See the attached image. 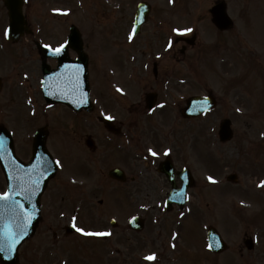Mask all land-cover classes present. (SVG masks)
I'll return each mask as SVG.
<instances>
[{
	"label": "rangeland",
	"instance_id": "rangeland-1",
	"mask_svg": "<svg viewBox=\"0 0 264 264\" xmlns=\"http://www.w3.org/2000/svg\"><path fill=\"white\" fill-rule=\"evenodd\" d=\"M151 1L156 8L164 9L165 12L170 7L167 0ZM215 1L184 0L185 5L179 9L178 14H174L176 19L173 23L184 33V29H191L192 32L194 27L198 31L196 24H199V19H206L204 16L200 18L198 12L208 14V8ZM227 1L228 10L236 19L234 31L219 34L212 30L213 28L209 30L208 27H200V43L188 51L185 61L178 62L176 67L172 68L173 71L179 69L177 71L183 77L187 76V82L183 85H178L177 80L173 81L175 86L182 90L178 93L179 97L175 98L213 90L218 99V107L211 113L186 123L171 110L166 112L168 118L164 117V113H154L157 117L152 119L155 122L166 119V128L162 129L164 132L174 128L173 135L178 140H183V153L200 178L198 188L191 192L188 207L184 211L176 209L171 214L165 210L163 198L166 194L165 187L162 186L165 182L162 178H159L150 190L144 181L148 179L150 182L146 183L153 184L154 178L147 176L141 177L138 183L131 185L108 181L105 171L110 164L112 166V163L117 161L118 156L114 155L111 159L104 157L105 148L102 145L106 143V139L101 140V135L95 137L100 148L94 152L89 150L84 144L83 134L90 131L94 133L92 127L95 125L91 128L85 125L77 138L75 137L74 143L87 161L84 171L91 175L88 184L67 190L62 184L67 178L63 169L58 179L52 183L47 194L49 199L45 196L48 202L45 201L43 219L38 225L37 235L21 247L17 264H264V186H260V182L264 181V0H252L249 4H245L243 0ZM35 2L41 7V11L37 12L33 19L47 20V29L56 19H50L48 16L50 8L65 7L69 4V7H74L81 3L77 0ZM127 2L129 3L123 5L121 14L117 15L121 20L119 24L122 35H126V28L130 25L125 18L130 17L132 4L131 0ZM245 5L250 6L248 15L245 13ZM79 9L80 7H75L76 12L73 13L72 20L80 24ZM3 16L5 17L4 10L0 7L2 23L5 21ZM57 21L62 27L65 26L66 22L63 20ZM165 21L169 22L166 16ZM240 27L242 29L238 31ZM87 28L90 31L89 48L94 59L91 62L90 79L95 90V103L98 106H111L110 111L125 120L128 118L127 112L120 106L128 105L129 100H122L117 93L109 96L107 79L129 76V67L125 68V72L122 70L120 74L110 76L111 70L115 69L117 72L114 63L119 60V49L111 37L113 34L107 37L105 33L93 31L91 21ZM197 41L199 42L198 39ZM210 42L212 44L206 46ZM215 43L221 45L217 52V49L212 48ZM209 48V51L202 54ZM30 51L34 54H30L25 47L12 45L0 34V76L9 81L6 84L9 90L0 94V122L8 125L12 120L18 122L19 114L21 118H32L33 110L38 111L37 116H42V95L39 107L32 104L39 101L38 95L41 94L42 77L38 76L37 71L39 57L35 55V50ZM172 60L170 53L163 64L171 65ZM21 71H29L31 82L18 77L23 76ZM116 99L119 102L116 103ZM52 112L49 111L50 115ZM54 112L58 114L63 128L67 123L66 108L60 106ZM68 116L69 120H73L71 113ZM224 117L232 119L235 131L234 139L227 143H221L217 135L219 122ZM140 120H146L145 116H140ZM18 129L15 128L17 137ZM58 132L59 128L52 130L51 145L53 139L59 140ZM64 142L66 144V141ZM54 149L65 159L67 170L78 171L75 165L76 155L58 145ZM100 170L104 172L103 184H99ZM134 171H137V166ZM231 172L239 174L238 183L226 180V176ZM144 174L149 175L147 172ZM209 176L213 177L214 181L209 180ZM157 186L159 190L155 191ZM3 188L4 182L0 172V189ZM61 188L62 191H59ZM101 198L104 201L102 204L99 203ZM134 213L147 218L146 227L141 233L127 229L126 219ZM77 216L76 220L80 223L75 221L77 227L90 232L111 230L114 234L104 240L96 235H84L79 232L66 235L65 225L73 224V217ZM111 217L118 222L116 229L109 224ZM210 225L216 226L229 244L228 249L221 254L215 255L206 250V231ZM190 227L192 243H189L183 234ZM251 237L255 247L248 250L244 240ZM187 246L190 247L187 251L195 252L196 257L190 253L189 258L181 256L183 247ZM153 253L155 259H146Z\"/></svg>",
	"mask_w": 264,
	"mask_h": 264
},
{
	"label": "water",
	"instance_id": "water-1",
	"mask_svg": "<svg viewBox=\"0 0 264 264\" xmlns=\"http://www.w3.org/2000/svg\"><path fill=\"white\" fill-rule=\"evenodd\" d=\"M219 13L218 16L221 15V20L219 19L218 23L220 26H226L229 25L228 18H225V15L221 8L218 9ZM11 17L13 21V25H19L20 21V14H17V12L12 9L11 10ZM217 21V20H216ZM62 65L61 69L58 71V75L48 71L47 73V87H46V95L49 100L51 101H57V100H63L68 101L71 104H81V99H85L83 103H87V93L85 92V95L81 99H71L75 92L71 90V86L66 82V77L71 74L73 77L77 76L80 77L81 68L78 65V63L73 64L72 66L67 63V61L63 58L62 59ZM69 66V67H65ZM78 70V71H77ZM47 71V70H46ZM64 74V76H62ZM55 76H62V81H60ZM87 75L85 74V77ZM59 80V81H58ZM53 83H56V88H53ZM87 89V88H86ZM194 102L185 110V113L189 116L191 115H197L205 112L208 109H211L215 101L214 99L210 98H201L196 99L193 98ZM191 103V100L189 104ZM89 105V103H87ZM230 120L226 119L222 125H221V136L223 139L230 138L232 136V131L229 127ZM44 145V144H42ZM39 147V146H38ZM41 148V145H40ZM7 154V155H6ZM13 145L11 141H8V148L3 150V155L0 156V161L3 163V167L6 171L8 181H9V190L15 189L17 192H19L22 188V171L21 168L24 169V166L20 165L17 160L15 159L13 155ZM8 159V160H7ZM51 160L48 159V157L43 153V149L38 150L36 153V158L33 160L31 164V168H34V178H29L25 184L24 187H26L29 183L32 181H38V184L35 185V193L32 195L30 200H25L24 197L17 195L16 201L17 205L20 203H27V205H23L25 209H27L28 213L31 214V222L27 226V232L26 235L23 236V239L31 235L35 227L38 223L39 219V197L43 191L45 182L47 181L46 175L48 170L50 171L49 175H53L55 173V167L53 166V163L50 162ZM54 167V168H53ZM52 169V170H51ZM54 169V170H53ZM26 170V169H25ZM19 214V209H13L12 206H10L6 201L0 200V228H3L5 225L8 227H13L14 223L17 220V215ZM132 224L136 227V229L140 230L143 227V221L139 219H133ZM209 237H210V243L214 250L216 251H222L225 248V245L223 241L221 240L220 236L216 233L214 229H210L209 231ZM22 239V240H23ZM20 242L16 245V247L11 252H3L0 253V257L3 262L6 263H12L16 259L17 256V248L20 245ZM248 244L251 246L250 241H248ZM218 245V246H217Z\"/></svg>",
	"mask_w": 264,
	"mask_h": 264
},
{
	"label": "snow or ice",
	"instance_id": "snow-or-ice-1",
	"mask_svg": "<svg viewBox=\"0 0 264 264\" xmlns=\"http://www.w3.org/2000/svg\"><path fill=\"white\" fill-rule=\"evenodd\" d=\"M54 11H60V10L54 9ZM175 31L179 32L181 30L175 29ZM183 31L188 32V31H191V29H184ZM5 35H7V32L5 33ZM129 38L131 39V36ZM66 45H67V41L55 47H53L52 45H45V47H47L51 51L53 56L59 57L64 53ZM65 67L67 68L69 66H65ZM66 82L71 86V90L73 92L79 89L78 75L73 77L71 74H69L66 77ZM81 95H83V93H81ZM111 118L112 117H109V119ZM4 148H5V138L0 137V156L3 155ZM149 152H151L153 155H157V153H155L152 149H149ZM55 163L59 164L60 162L55 161ZM208 179L214 181V178L211 176H209ZM36 184H38V181H32L26 187H22L19 192H17L15 189H12L11 191L0 192V200L6 201L10 206L13 207V209H16V208L19 209V214L17 215V220L14 223V226L8 227L7 225H5L3 228H0V253L11 252L16 247V245L20 242V240L23 239V236L26 235L27 226L31 222V214L28 213L27 209L24 208L23 203H20L19 205H17L16 196L20 195L24 197L25 200H30L32 195L35 193ZM260 186H264V181L260 182ZM142 207L144 206L142 205ZM75 221H76V217H73V227L78 232L84 235H105L106 234V233H100V232H90V231H87L85 228L77 227ZM146 259L148 260L155 259V254L154 253L150 254L149 256L146 257Z\"/></svg>",
	"mask_w": 264,
	"mask_h": 264
},
{
	"label": "flooded vegetation",
	"instance_id": "flooded-vegetation-1",
	"mask_svg": "<svg viewBox=\"0 0 264 264\" xmlns=\"http://www.w3.org/2000/svg\"><path fill=\"white\" fill-rule=\"evenodd\" d=\"M155 81L157 82L159 80V76H155L154 77ZM151 90H156V91H159V88H155L153 87ZM138 108L139 109H144L146 108V101H141L138 103ZM137 110V109H136ZM32 142H33V139L32 137H29L28 138V141H24L21 145V148H20V156L23 160H27L28 159V155L31 151V148H32ZM152 166V163L150 164V167ZM158 166V165H157Z\"/></svg>",
	"mask_w": 264,
	"mask_h": 264
}]
</instances>
